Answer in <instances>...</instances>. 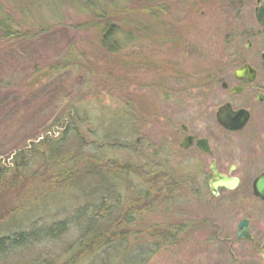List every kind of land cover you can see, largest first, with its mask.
<instances>
[{
  "label": "rangeland",
  "instance_id": "1",
  "mask_svg": "<svg viewBox=\"0 0 264 264\" xmlns=\"http://www.w3.org/2000/svg\"><path fill=\"white\" fill-rule=\"evenodd\" d=\"M48 1L0 0L22 31H28L21 40H0V236L27 229L24 219L31 216L45 219L43 215L58 211L56 219H63L69 213L65 211L97 205L103 194L115 190L104 204L114 205L113 214L97 227L113 231L119 222L130 236L81 264H223V256L198 233L178 250L162 245L161 237L173 220L164 195L167 190L143 181L134 145L136 140L152 144L156 137L157 126L151 120L159 106L157 82L178 90L188 84L176 72L192 75L218 60L219 47L212 43L207 24L173 31L169 0H165L168 12L157 14L166 26L163 36L154 41L137 37L134 42L140 45L135 46L129 41L132 33L123 28L116 37L121 58L115 60L104 55L92 30L77 29L82 14L62 0L52 6ZM116 1L134 9L149 4L148 0ZM139 16L146 21L147 15ZM40 17L45 18L44 31L31 35L28 26ZM67 61L68 67L51 70ZM121 111L124 117H118ZM112 137L119 139L121 148L105 144L101 148V138ZM56 145L60 155L72 154L77 162L76 175L67 184L49 179L50 171L57 170L50 161ZM82 160L91 162L94 171ZM109 161L125 169L113 174ZM21 163L28 168L18 176L13 166ZM126 215L132 217L124 227L121 218ZM78 233L71 230L57 242L17 250L0 258V264H61L64 248ZM157 243L162 246H154Z\"/></svg>",
  "mask_w": 264,
  "mask_h": 264
},
{
  "label": "flooded vegetation",
  "instance_id": "2",
  "mask_svg": "<svg viewBox=\"0 0 264 264\" xmlns=\"http://www.w3.org/2000/svg\"><path fill=\"white\" fill-rule=\"evenodd\" d=\"M258 1L169 0L171 29L207 24L220 54L211 66L180 74L187 86L176 90L157 82L159 106L151 120L157 134L152 144L137 142L143 181L167 190L173 220L166 246L178 250L198 233L223 264H264V198L255 194L264 189Z\"/></svg>",
  "mask_w": 264,
  "mask_h": 264
},
{
  "label": "trees",
  "instance_id": "3",
  "mask_svg": "<svg viewBox=\"0 0 264 264\" xmlns=\"http://www.w3.org/2000/svg\"><path fill=\"white\" fill-rule=\"evenodd\" d=\"M49 0V4L57 5L61 0L51 1ZM63 2L72 6L75 10H77L80 14H82V20L78 23L77 29L81 30H92L94 33V37L98 41L100 48L103 50L104 55H109L112 59L121 58V46L116 40L117 35L122 33V29L128 28L132 33L130 35V43L131 45L138 44L139 42L135 41L138 38H144L142 40H151L159 39L163 36V31L166 30V26L158 21V13L165 14L168 12L167 4H165V0H148V5H142L138 9H134L132 6L124 5L121 7L119 2L116 0H62ZM58 2V3H57ZM153 3V4H152ZM162 4L164 6H162ZM50 6V7H51ZM130 6V7H129ZM165 8L167 10H165ZM54 9V8H53ZM156 11V14L154 13ZM55 9L53 10V12ZM52 12V13H53ZM139 14L147 15L146 21L141 22L140 19L142 17ZM126 15V17H125ZM139 16V17H138ZM51 17H56L51 15ZM158 17V18H157ZM45 24V18H38L36 20V24H31L29 29V33L32 35L33 33H42L44 31V27L41 26V23ZM168 27V26H167ZM46 28V27H45ZM22 27H20V23L16 21L14 14L10 13V11H5L0 5V40L2 42L11 43L17 40H21L26 36L25 33L28 31H22ZM135 32V33H134ZM134 34V35H133ZM137 34V35H135ZM79 59L81 57L79 56ZM78 60V57L75 59ZM69 62H64L62 65H56L51 70L56 72L58 69H64L68 67ZM159 69V68H158ZM183 72L176 74H181ZM186 73V71H185ZM47 74V73H46ZM163 75V74H162ZM124 117L121 111V115L118 117ZM117 117V116H116ZM112 120V119H111ZM80 121V119L78 120ZM73 128L71 124L67 125V129L70 130ZM73 130V129H72ZM103 135V131H102ZM100 141L101 148L102 146H110V147H120L121 142H118V138H110L109 140L101 138ZM135 148L137 146V140L134 142ZM55 151L53 155H51V164L56 166L57 170L50 171L51 175L49 179H51L55 184L57 182L60 183V180L65 182V184L72 182L76 172H74V168L77 166V162H75L74 156L68 153L59 154L58 145L56 148L52 149ZM84 160H82L83 162ZM79 162V161H78ZM27 164L29 162L27 161ZM27 164L21 163L17 166H13L17 168V175L21 176L22 172L25 171L28 167ZM83 164H89L90 169L93 170V165L91 162L84 161ZM109 168L112 169L113 174L120 173L123 171L125 167L121 165L120 167L116 165L114 161H109ZM86 166H83V169ZM21 168L22 169L21 171ZM3 171V170H2ZM2 171H0L2 173ZM81 170H79L80 172ZM94 171V170H93ZM5 172V171H4ZM46 171H44L45 173ZM88 172V171H87ZM151 174H148L150 177ZM70 185V184H69ZM115 194V190L111 193L103 194L100 197V203L97 205L87 203L81 207H74L73 210L65 211L64 213H68V215L64 216L63 219H56L60 212L51 211L48 215H43L45 219H40L39 215L31 216L28 219H24L28 222V227L25 230H19L9 233L8 235L0 236V258L9 257L10 255L15 254L17 250L24 249L30 246L38 245L41 243H52L57 242L64 238L71 230L78 229V234L75 238V241L68 247H65L63 250V262L61 264H81L86 260H94L98 256H100V252H107V249L116 245L123 244L126 242L130 233L122 231L119 227V222L115 223V226L112 227L113 231L107 228H99L98 223L104 221L105 218L111 216L113 214L114 205L111 203L104 207V204L107 198H111ZM104 209V210H102ZM103 211V212H99ZM131 215H126L121 220L125 223L124 227H127L131 223ZM39 222L40 225H38ZM123 227V229H124ZM168 236L166 233L164 237H161L162 245H166ZM162 246L158 243L154 246ZM104 260V259H103ZM46 264H56L52 261L47 262Z\"/></svg>",
  "mask_w": 264,
  "mask_h": 264
},
{
  "label": "water",
  "instance_id": "4",
  "mask_svg": "<svg viewBox=\"0 0 264 264\" xmlns=\"http://www.w3.org/2000/svg\"><path fill=\"white\" fill-rule=\"evenodd\" d=\"M258 4H259L258 14L261 16L260 21L264 24V0H259ZM215 181H216V179H215V175H214L213 176V182H215ZM212 185H213V187H211V191L215 192L214 183ZM255 194L257 196L264 198V189H260V188L256 189Z\"/></svg>",
  "mask_w": 264,
  "mask_h": 264
}]
</instances>
